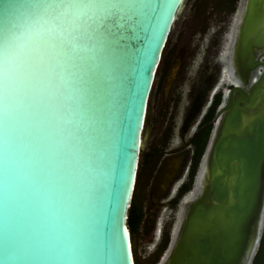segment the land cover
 I'll return each instance as SVG.
<instances>
[{"label":"water","instance_id":"1","mask_svg":"<svg viewBox=\"0 0 264 264\" xmlns=\"http://www.w3.org/2000/svg\"><path fill=\"white\" fill-rule=\"evenodd\" d=\"M242 1L231 52L238 80L215 108L196 171L200 194L184 202L163 264H239L245 255L248 264L256 245L264 214V0ZM182 2L164 0L154 21L145 19L134 33L123 28L100 36L84 54L96 72L84 74L77 93L78 119L91 133L85 140L93 152L86 195L71 175L46 200L22 188L13 217L19 239L55 243L71 232L93 249L87 261L73 264H134L127 210L149 92ZM26 7V0H0V25L6 17L22 21ZM3 228L0 194V248ZM0 264H6L2 253ZM7 264L68 262L24 256Z\"/></svg>","mask_w":264,"mask_h":264},{"label":"snow or ice","instance_id":"2","mask_svg":"<svg viewBox=\"0 0 264 264\" xmlns=\"http://www.w3.org/2000/svg\"><path fill=\"white\" fill-rule=\"evenodd\" d=\"M26 3L22 21L6 17L0 25V253L6 264L24 256L73 264L87 261L93 249L71 232L47 244L18 238L13 227L17 197L23 188L46 200L70 175L86 195L93 152L85 140L91 133L78 119L77 93L84 74L96 77V72L84 54L100 36L123 28L134 33L145 19L154 21L164 0Z\"/></svg>","mask_w":264,"mask_h":264},{"label":"rangeland","instance_id":"3","mask_svg":"<svg viewBox=\"0 0 264 264\" xmlns=\"http://www.w3.org/2000/svg\"><path fill=\"white\" fill-rule=\"evenodd\" d=\"M242 8V0H183L177 12L155 71L142 130L131 197L142 214L130 233L134 264H161L168 251L167 247L156 263L161 253L162 238L168 236L173 203L164 201L158 210L153 206L154 210L146 211V207L157 203L159 189L155 188L154 182L161 162H165L163 158L173 155L178 161L191 152L190 139L201 125L202 112L218 95L216 108L222 92H226L228 83L232 82L220 63L224 61V64L230 58L229 51L235 41ZM195 184L183 198L184 202L195 192ZM183 207L182 204L176 212L171 227L172 237ZM154 214L153 234L151 223ZM146 215L148 220L143 222L142 216Z\"/></svg>","mask_w":264,"mask_h":264},{"label":"flooded vegetation","instance_id":"4","mask_svg":"<svg viewBox=\"0 0 264 264\" xmlns=\"http://www.w3.org/2000/svg\"><path fill=\"white\" fill-rule=\"evenodd\" d=\"M231 58H232V56L229 58L228 61H225V64L227 63L225 68H226V72H227L230 80H232L233 82H236L238 80V77L236 75V69L232 63ZM255 73L253 75H251V79H254L256 77ZM228 86H229V83H228ZM211 104H208L206 107H208V109H209ZM208 109H206L204 112H202V117L200 118L199 121L203 120L204 115L206 114ZM214 112H215V107L212 109V113H211L209 119L207 121L201 123L200 126H203L207 122L211 124V120H212V117L214 115ZM197 130H198V128H197ZM197 130H195V132ZM193 137H194V135L190 139V143L192 144L191 152L189 153L187 151L188 153H186V156L180 157V159L178 161H177L175 156L173 157V155H168L167 157L163 158L164 159L163 161H165V162H161L160 169H158V172H157L158 178H157L156 182H154L155 188L159 189V192L156 195L157 203H151L149 206L146 207V211H148L150 209L154 210L155 208L152 209L153 206H156V208L158 210V207L161 204H163L164 201L167 203H173V207L171 208L172 209V215L170 216L169 226L167 228L168 236L164 235V237L162 238L163 240L161 243V245H162L161 251H160L161 253L158 255L159 257H158L156 263L159 261L163 251L167 248V245L170 241L171 227L173 226V223L175 221L176 212L179 211L182 204H184L183 198L185 196H187V194L190 191H192L193 186H194L198 161H197V159L194 161L196 147H195V144L193 142ZM199 173H200V171H199ZM199 173H198V175H199ZM198 180H199V177H198ZM198 180H196V184H195L196 187H194L195 192L192 195L193 198L195 196H197L199 193ZM190 198H191V196L188 199H190ZM138 211H139V208H138ZM147 214L149 215V213H147ZM139 215L141 216L142 214L139 213ZM147 220H148L147 215L142 216L143 222L144 221L146 222ZM178 222H179V220H178ZM178 222H177V224H178ZM155 224H156V214L153 215V220L151 223V230H152L151 232L153 234H154L153 230L155 229ZM167 230H166V232H167ZM248 264H264V214H263L261 225H260V231H259L258 236H257L256 245L254 247V251L252 253V256L250 257V260L248 261Z\"/></svg>","mask_w":264,"mask_h":264},{"label":"trees","instance_id":"5","mask_svg":"<svg viewBox=\"0 0 264 264\" xmlns=\"http://www.w3.org/2000/svg\"><path fill=\"white\" fill-rule=\"evenodd\" d=\"M218 102V95H216L213 99V103L211 104V106L209 107V109L207 110L206 114L204 115L203 120L201 121V123L207 121L212 113V109L215 107V104ZM209 128H210V123H206L203 126H200L198 128V130L194 133V137H193V142L195 144L196 147V152H195V156H194V161L198 158L204 143L206 141L208 132H209ZM132 199V198H131ZM139 216V211L138 208L133 204L132 200L130 201V204L128 206V210H127V217H126V223L129 229V232L131 233L135 227V223L138 219Z\"/></svg>","mask_w":264,"mask_h":264},{"label":"bare ground","instance_id":"6","mask_svg":"<svg viewBox=\"0 0 264 264\" xmlns=\"http://www.w3.org/2000/svg\"><path fill=\"white\" fill-rule=\"evenodd\" d=\"M242 6H243V1H242ZM237 24H238V23H237ZM236 32H237V30H236ZM235 37H236V36H235ZM229 52H232V49H231ZM231 56H232V54L230 53L229 57H231ZM223 62H224V61H221V63H220L221 68H222V69L224 68V69H223V72H224V74H225L226 76H228V74H227V72H226V68H225V66H226L227 63H226V64H225V63L223 64ZM231 81H232V80H231ZM232 82H233V81H232ZM226 92H227V91H226ZM226 92H224V94H225ZM206 152H207V150H206V151L204 152V154H203V158H202V161H201L202 164L200 163V167H199L200 169H201V168H202V169L205 168V167H204V162H205V158H206V155H207ZM201 165H202L203 167H202ZM199 168H198V169H199ZM198 173H199V172H198ZM197 175H198V174H197ZM198 177H199V180H198ZM197 180H198V188H199V192H200V184H201V181H200V180H201V179H200V176H199V175L197 176ZM194 184H195V182H194ZM199 194H200V193H198L197 196H199ZM192 198H193V197L191 196L190 199H192ZM182 214H183V212L181 213V215H182ZM180 218H181V216H180ZM180 218L178 219L179 221H180ZM178 226H179V222H178V224H177L176 227H175V230H174V233H173V237H172V232H173V231H171V237H172V238H174L175 234L177 233ZM170 239H171V238H170ZM171 240H172V239H171ZM167 252H168V251H167ZM166 255H167V253H166ZM166 255H165V256H166ZM165 256H164V258H163L161 264H163L164 259H165ZM245 259H246V255H245V258H243V259L239 262V264H245V262H246Z\"/></svg>","mask_w":264,"mask_h":264}]
</instances>
